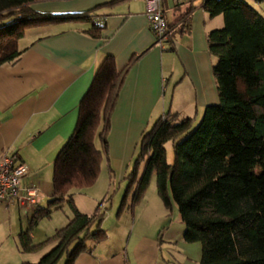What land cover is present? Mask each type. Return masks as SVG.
Listing matches in <instances>:
<instances>
[{"label": "crops", "instance_id": "1", "mask_svg": "<svg viewBox=\"0 0 264 264\" xmlns=\"http://www.w3.org/2000/svg\"><path fill=\"white\" fill-rule=\"evenodd\" d=\"M108 1L32 3L38 12L92 10V17L90 21L47 22L26 28L18 40L20 55L0 65V158L12 155L27 166L20 191L37 186L42 206L51 195L55 155L74 129L79 101L105 54L113 55L117 68L136 57L111 114L110 143L136 144L141 133L165 113L174 120L194 119L206 105L218 103L212 72L216 57L208 49L207 34L223 25L221 14L209 15L203 0L179 4L167 0L163 13L168 34L165 43L158 45L144 14V0ZM243 1L258 11L251 0ZM92 21L102 22L96 35L87 31ZM82 191L73 194L77 208L89 214L102 212L101 202L92 212L84 207ZM125 194L121 210L120 200L115 213L103 212L100 227L106 238L86 241V249L72 264H191L193 242L184 240V224L173 204L168 210L158 194H151L132 205L129 191ZM34 209L35 205L0 200V211L5 214L4 223L0 222V251L6 246L0 264L35 262L31 255L38 253L39 259L54 246V241L45 242L53 232L37 234L35 225L29 232L31 241L44 243L32 252L20 249L19 233L28 227ZM45 247L49 249L42 251Z\"/></svg>", "mask_w": 264, "mask_h": 264}, {"label": "trees", "instance_id": "2", "mask_svg": "<svg viewBox=\"0 0 264 264\" xmlns=\"http://www.w3.org/2000/svg\"><path fill=\"white\" fill-rule=\"evenodd\" d=\"M37 1L42 0H0V65L20 55L18 40L26 28L92 17V10L38 12L31 7ZM117 1L121 0L107 3ZM203 7L209 15L223 17V25L207 34L208 49L216 57L212 72L218 103L206 105L195 126L192 117L176 121L167 112L145 129L138 154L143 169L130 179L125 193L134 180L131 204H135L154 174L164 207L170 210L172 200L177 205L184 240L200 243L199 264H264V15L243 0H203ZM101 23L92 21L88 33L96 35ZM135 58L117 68L113 55L105 54L97 66L79 101L74 129L55 155L51 195L45 205H35L28 227L19 233L20 249L32 252L44 243H32L29 232L53 209L67 202L72 215L46 238L45 242H55L52 248L35 262L19 264H56L63 253L64 264H72L86 249V241L106 238L100 227L104 213L79 210L73 194L96 180L102 151L107 149L110 117ZM96 134L102 150L95 146ZM167 142L173 152L171 163Z\"/></svg>", "mask_w": 264, "mask_h": 264}, {"label": "rangeland", "instance_id": "3", "mask_svg": "<svg viewBox=\"0 0 264 264\" xmlns=\"http://www.w3.org/2000/svg\"><path fill=\"white\" fill-rule=\"evenodd\" d=\"M195 2L199 0H194ZM251 3L253 6L255 5V8L258 9L261 13H264V0H260L259 2L256 0H251ZM184 105V104H183ZM203 112H200L197 117L193 120V125H197V123L200 121L202 117ZM111 118V117H110ZM177 121V120H176ZM110 122H109V128L107 130V149L105 152L102 151V157L100 162V168L98 175L96 177V180L93 184L86 187L82 191V199L84 200V207L87 209H92L93 211L94 207H97L100 202L103 203L104 207H101V204L98 206V209L101 207V211L104 213L108 212H116V209L119 205V202L124 195L126 188L128 184L130 183V179L134 176L137 178L143 169V160L140 158L138 159L139 154V139L136 144H123L120 143L119 140H116L115 143L109 141L111 138L110 135ZM95 146L102 150V143L98 137V134L95 136L94 140ZM166 156L167 161L172 162L173 161V152L171 147V142H167L166 145ZM138 159V160H137ZM136 175H134V173ZM261 173L260 170L257 169V174ZM134 180L132 181V185L130 186L129 191V197L132 195V192L134 190ZM157 196L156 191V184H155V176L154 174L151 176L148 186L143 194V197H150V195ZM85 196V197H84ZM171 196V193H170ZM75 197H79L77 194ZM97 198V200L90 201L91 199ZM115 199V202H114ZM47 201V200H46ZM46 201L44 202L46 204ZM77 201V199H75ZM117 201V202H116ZM93 202V203H92ZM75 203V202H74ZM172 204L175 208V211L178 213L177 205L172 200ZM72 215L71 208L67 202H64L62 207L58 209H53L49 216L41 218L36 226L38 232H43L45 230H49L54 232L55 229H58L62 227L69 217ZM2 217H5V214H2L0 211V222L4 223L2 220ZM36 234V236H37ZM6 247V246H5ZM5 247L0 251V254H2L5 250ZM190 247H192L190 251V259L191 264H196L195 261L199 259L200 256V243L193 242L190 243ZM49 249V247H45L41 249L42 251L44 249ZM195 248V249H193ZM47 249V250H48ZM37 251V252H42ZM46 251V250H45ZM43 253V252H42ZM38 253H34V255H31V259H38L37 256ZM65 255L62 254L60 258L57 260L56 264H63L65 261ZM34 260V261H36Z\"/></svg>", "mask_w": 264, "mask_h": 264}, {"label": "built area", "instance_id": "4", "mask_svg": "<svg viewBox=\"0 0 264 264\" xmlns=\"http://www.w3.org/2000/svg\"><path fill=\"white\" fill-rule=\"evenodd\" d=\"M167 0H144V14L148 26L154 35L156 44L162 45L166 34V20L164 17V6ZM179 4L187 0H171ZM27 166L18 162L12 155L4 154L0 158V200L4 202L16 201L18 204L37 205L42 200V193L34 185L26 186L21 192V179L27 173Z\"/></svg>", "mask_w": 264, "mask_h": 264}]
</instances>
